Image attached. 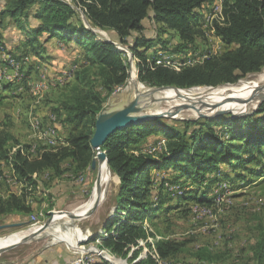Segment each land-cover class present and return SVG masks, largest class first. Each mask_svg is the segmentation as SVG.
<instances>
[{
    "label": "rangeland",
    "instance_id": "rangeland-1",
    "mask_svg": "<svg viewBox=\"0 0 264 264\" xmlns=\"http://www.w3.org/2000/svg\"><path fill=\"white\" fill-rule=\"evenodd\" d=\"M65 1L75 8L77 23L94 33L95 40L116 39L113 30L92 26L83 13L82 6L74 4L72 0ZM5 2L6 0H0V12L4 9ZM219 5L221 0H215L207 12L215 11ZM33 10L34 8L30 13H33ZM202 14L200 26L203 27L204 36L196 37L190 48H183L179 52L174 48L180 42L175 31L158 32V24L151 17L144 19L142 23L144 35L160 39L159 43L146 50L147 57L153 59V56L159 54L160 57L156 58L157 63L162 62L175 68L202 63L209 55L221 54L232 48L211 31L208 17L212 16L205 19L206 12ZM0 21H2L0 46L5 48L4 51L0 47V54L2 57H8L7 59H13L20 67L17 71L8 70L5 63H0V127L9 129L13 135V140L8 144L10 153L18 148L30 158H36L45 150H54L67 144L66 138L71 127L68 124L64 125L51 108L58 107L59 101L69 93H66V90L71 89L68 88L67 83L73 82L75 71L79 69L84 58L82 48L74 41H72L74 44L65 43L67 39L62 35L49 37L43 32L37 37L41 44L34 42L38 53L27 46L26 37L19 50L16 44L19 34L24 36L32 29L31 26L39 21L32 18L27 21L22 20L24 29L10 21L7 15H4ZM2 34L6 35L9 44ZM52 38L58 41L44 45L46 40ZM130 42L131 38L128 39V43ZM121 45L115 43L117 49L123 50L128 78L109 95L97 83L98 91L106 97L103 107L107 105L112 108L122 107L134 99L136 91H148V94L153 93L152 97L150 95L139 97L142 103H146L143 110L148 114L168 113L167 116H159L161 121L183 131V121L205 118L198 116L192 108H182L185 105L196 106L188 100L189 94H196L203 89L208 91L206 93L210 92L209 89H220L212 92L213 95L208 103L215 107L213 111L208 109L207 113L212 114L211 117L218 116L214 114L215 109L230 110L220 115L237 117L233 115L241 114L242 116L252 111L258 103L250 105L248 102L251 98L247 102L239 103L236 101L237 98H244L246 94L237 90L234 92L227 88L221 93V89H224L226 84L213 88L166 87L152 92L150 89L157 86L147 85L139 79L137 67L139 58L133 55L128 46ZM54 57L59 62H53L51 59ZM76 58H80L79 62L72 63ZM263 70L264 67L260 71ZM258 74L259 72L248 74L238 79L236 83L244 79L254 80ZM136 87L139 89H134ZM144 87L145 90L142 89ZM168 89L182 92L184 96L180 98L167 96ZM249 94L250 92L247 93ZM260 96L256 97L257 100ZM201 101L206 103V99L201 98ZM178 108L182 109L177 111ZM222 131L223 128H220L219 132ZM146 136L144 137L148 145L155 141L158 145L149 147L143 137L131 147H134L136 152L148 151L158 157L156 152L160 145L164 144L166 136L163 133ZM227 136L228 132L224 130V137ZM240 155L245 157L243 151ZM93 160L96 162L94 168L91 162L90 166L81 170L75 169L74 164L66 160L62 164L64 171L61 174L48 169L37 175L33 183H27L18 175L9 160L1 162L0 198L13 193L20 195L24 192L32 210L27 214L0 216V225H8L0 229V238L20 233L18 237L12 236V239L7 241V244L17 243L25 239V234L21 235V232L47 222L58 223L57 227H60L59 224L64 221L61 218L65 219L67 216L70 221L62 228L80 236L81 239L77 242V248L64 237L62 228H56L52 233H43L45 235L40 234L43 236L37 235L10 249L0 250V264H41L44 258L49 259L51 263L57 260L56 264H66L77 257H82L83 264H104L100 262L101 258L109 264H132L147 256L152 257L157 241L164 240L182 242L183 245L178 252L165 258L155 256L158 261L152 257L156 264H257V255L264 261V157L257 162L234 167L219 164L214 171L206 174L209 178L217 177L218 181H207L203 184H196L193 178L180 175L178 171L169 168L149 172L152 180L153 209L138 220L148 232V236L139 240L138 245L132 247L125 258L111 253L102 246L101 237L93 239L97 234L104 235L103 222L114 214L115 191L118 183L116 175L108 170L107 182L99 187L102 195L99 203L84 216L78 215L91 206L93 191L99 182L100 168L102 163H105L99 161L96 152ZM235 163L239 164V162ZM8 179L10 182H7ZM161 183L163 188H160ZM202 196L211 198V203L202 205L195 201V198ZM167 207L172 209L166 210ZM134 251L137 257L131 261Z\"/></svg>",
    "mask_w": 264,
    "mask_h": 264
},
{
    "label": "trees",
    "instance_id": "trees-1",
    "mask_svg": "<svg viewBox=\"0 0 264 264\" xmlns=\"http://www.w3.org/2000/svg\"><path fill=\"white\" fill-rule=\"evenodd\" d=\"M72 1L82 6L92 26L113 30L116 39L95 40L94 33L77 23L75 8L65 0H6L0 12V20L7 15L21 29H24L22 20L32 18L39 21L26 33V44L32 47V51L38 53L34 42L38 35L46 32L49 37L62 35L66 41L78 43L84 57L75 71L73 82L67 83L71 88L66 90L69 93L59 101L58 107L51 108L64 125L71 127L66 145L45 150L36 158H30L18 148L10 153L8 144L13 140V135L9 129L0 127V170L1 162L9 160L15 172L27 183H33L37 175L48 169L61 174L64 171L62 164L66 160H70L77 170L90 166L96 152L91 147L90 138L96 116L106 100L98 91L97 83L109 95L128 78L123 50L117 49L115 43L128 46L133 55L139 58V79L150 86L182 89L217 87L236 83L238 79L259 72L264 67V0H221L222 12L212 16L210 29L232 48L221 54L209 55L202 63L175 68L157 63L159 54L153 59L147 57L146 50L159 43L160 39L144 35L142 21L151 17L158 24V32L175 31L180 42L174 48L179 52L183 48H190L196 37L204 36L203 27L200 26L202 13L207 12L215 1ZM33 8V13H30ZM130 38L131 42L128 43ZM0 47L5 51L3 46ZM182 123L183 131L154 117L114 131L102 145L108 167L118 177L116 204L114 214L103 222L104 235L97 234L93 239L101 237L102 246L111 253L125 258L139 240L148 236L138 220L153 209L152 180L148 174L152 170L173 169L180 175L193 178L194 183L203 184L218 181L217 177L209 178L206 174L214 171L219 164L234 167L257 162L264 157V101L255 111L242 116L218 115ZM220 128H223L221 133ZM224 130L228 132L227 137H224ZM152 133L166 136L164 144L156 152L158 157L148 151L136 152L131 147ZM146 137L143 138L145 141ZM146 144L149 143L146 141ZM155 144L156 141L148 146L152 148ZM241 151L245 157L240 155ZM160 188H163L162 183ZM195 199L202 205L211 203L209 197ZM168 208L172 209L167 207L166 210ZM31 210L24 192L0 198V216L27 214ZM182 245V242L173 240L157 241L152 257L158 261L157 257L174 254ZM135 254L136 251L131 261L137 257ZM152 257L147 256L132 264H156ZM100 262L109 264L102 258ZM257 262L264 264L259 255Z\"/></svg>",
    "mask_w": 264,
    "mask_h": 264
},
{
    "label": "water",
    "instance_id": "water-1",
    "mask_svg": "<svg viewBox=\"0 0 264 264\" xmlns=\"http://www.w3.org/2000/svg\"><path fill=\"white\" fill-rule=\"evenodd\" d=\"M108 41H110V40H108ZM226 85H230V84H226ZM166 87H173V86H157V87L151 88L150 90L152 92H156V91H159L161 88L163 89ZM173 88H177V87H173ZM211 88H213V87H211ZM263 92H264V84L261 85V88L259 90L251 92L248 95V97H246V98L238 97L236 101H238L239 103L240 102H247L248 99H250L252 97H258ZM263 101H264V95H261L258 105L249 113H252L253 111H255ZM204 106L205 105H201V104L199 105V107H201V108ZM145 107H146V103H142L138 96H135L132 101L128 102L127 104H125L119 108H112L108 105L102 107V109L99 111V113L96 116L95 123H94V131H93L92 136L90 138L91 147H92V149H94L96 151L97 158L99 159L100 162L105 161L106 165L108 167L106 152L104 150H102L101 147L111 133H113L114 131H116L118 129L124 128L126 126L135 125V124L141 123L145 120H148V119H151L154 117H159V116L161 117V116H167L168 115V113L164 114L165 112H157V113L148 114V113H146V111L143 110ZM205 107L207 109H210L211 111H213V109L215 108L214 106L212 107V105H206ZM182 108H192L197 112V115L200 117H211V115H212V114L210 115V113L201 112L200 111L201 108L194 107V105H185ZM181 109L178 108L177 111H179ZM214 111H216L214 114L220 115V114L227 113L230 110H227V109H218L217 110V109H215ZM240 115L237 114V115H233V116H240ZM95 164H96V162H95V160H93L91 163L92 168L95 167ZM108 169H109V167H108ZM98 203H99V199H97L94 202V204L86 211V213H84L80 216H84L85 214L89 213L93 208H95L97 206ZM47 224H48V222L44 223L38 229V231H36L28 239H31L34 236L41 234V232H43L47 228ZM5 226H8V225H3V226L0 225V229L5 227ZM28 239H23L17 243L4 245V246L0 247V250L2 251V250L10 249V248L18 245L20 242L27 241ZM102 257L104 259L106 258L104 256H102Z\"/></svg>",
    "mask_w": 264,
    "mask_h": 264
},
{
    "label": "bare ground",
    "instance_id": "bare-ground-1",
    "mask_svg": "<svg viewBox=\"0 0 264 264\" xmlns=\"http://www.w3.org/2000/svg\"><path fill=\"white\" fill-rule=\"evenodd\" d=\"M218 7H221V5H219ZM210 20H211V18L212 17H208ZM207 23V22H206ZM162 56V55H161ZM8 57H2V56H0V63H5L6 64V66L7 67H14V68H20L19 67V65H17L15 62H14V60L13 59H7ZM4 71V70H3ZM2 73V72H1ZM20 74V73H19ZM23 76V75H22ZM12 79V78H11ZM264 84V70L263 71H259V74L256 76V78L254 79V80H247V79H244V80H241V81H239L238 83H236V84H230V85H227L224 89H221V93H224L225 91H226V89L227 88H229V89H231L232 91H234V92H236V90L237 91H239L240 93H244V94H246L245 96H244V98H246V97H248V95H247V93H251V92H253V91H256V90H259L260 88H261V85H263ZM134 89H139L138 87H136V88H134ZM142 89H144L145 90V87L144 88H142ZM210 90V92L209 93H206V92H208L206 89H203V90H201V91H199V92H197L196 94H189V95H187L189 98H188V100L189 101H192V103L194 104L195 103V105L196 106H194V107H198V108H201V107H199V105L201 104V105H211V104H208L209 103V101H210V97L213 95L212 94V92L214 93V92H216V91H219L220 89H209ZM166 95L168 96V95H170V96H172V97H177V98H180V97H183L184 96V93H182V92H179V91H175V90H166ZM233 92V93H234ZM232 93V94H233ZM151 94H153V93H150V94H148V91H144V92H139V91H136V95H138V97H141L142 95H145V96H148V95H150L151 96ZM218 94V93H217ZM230 94V93H229ZM228 94V95H229ZM135 95V96H136ZM216 95V94H215ZM263 95H264V93H263ZM155 96V95H154ZM207 96H209V97H207ZM225 96V95H224ZM152 97V96H151ZM201 98H202V100H204V99H206V103L204 104V102H202L201 101ZM222 98V97H221ZM258 98V97H257ZM257 98L256 97H252L251 99H250V101L248 102L250 105H254V104H256L257 102L259 103V101H260V98L257 100ZM208 100V101H207ZM249 100V99H248ZM231 103V102H230ZM258 103H257V105H258ZM205 105V106H206ZM256 105V106H257ZM202 107L201 108V112H203V113H207L208 112V109L206 108V107ZM248 106V105H247ZM249 107V106H248ZM253 107V106H252ZM165 111H167V110H165ZM183 111V110H182ZM183 113V112H182ZM184 114H186V113H184ZM185 116V115H184ZM102 162H105V161H102ZM108 167H107V165H106V162L105 163H102V165H101V168H100V177H99V182H98V185L95 187V189H94V191H93V197H92V200H93V202H92V204H91V206L94 204V202L97 200V199H101V197H102V195L100 194L101 192L99 191V187L101 188L106 182H107V180H108V172L110 171L109 169H107ZM109 170V171H108ZM97 194H98V196H97ZM96 198V199H95ZM90 206V207H91ZM89 207V208H90ZM88 208V209H89ZM88 209H85V210H83V212H81V213H79L78 215H81V214H84V213H86V211L88 210ZM68 216H70V215H68ZM66 218H67V216H66ZM64 219V218H61V220H64V221H62L59 225H60V227H57V224H53V223H51V222H48V224H47V228L43 231V232H41V234H43V233H45V234H47V232L48 233H52V232H54L55 231V229L57 228V229H61L62 228V226H64V224L66 223L67 224V222H69L70 221V219L69 218H67V219ZM42 226V225H41ZM41 226H38V227H33V228H31V229H29V230H26V231H24V232H21V235L23 234H25L24 236V238L25 239H28V238H30L36 231H38V229L41 227ZM63 229V228H62ZM19 234L20 233H14V234H12V235H7V236H5V237H2V238H0V247H2V246H4V245H6L8 242V240L13 236V237H18L19 236ZM45 234H43V235H45ZM40 235V234H39ZM43 235H40V236H43ZM63 235H64V237L69 241V242H71L74 246H76L77 248H78V246H77V242L81 239V237L80 236H76V235H73L72 233H69V231L68 230H64L63 229ZM40 236H38V237H40ZM34 237H36V236H34ZM12 239V238H11Z\"/></svg>",
    "mask_w": 264,
    "mask_h": 264
},
{
    "label": "crops",
    "instance_id": "crops-1",
    "mask_svg": "<svg viewBox=\"0 0 264 264\" xmlns=\"http://www.w3.org/2000/svg\"><path fill=\"white\" fill-rule=\"evenodd\" d=\"M212 1H215V0H212ZM142 23H143V21H142ZM18 25V24H17ZM1 34V33H0ZM3 36H4V34H2ZM6 36V35H5ZM4 36V39L6 40V43L7 44H9V40H8V38L7 37H5ZM24 37H26V33L24 34V36H23V34H19V37H18V39H17V42L18 43H16L19 47H18V49L20 50L21 49V47H22V44H23V42H24ZM62 40V39H61ZM52 41H58V40H56L55 38H52L51 40H46V43L44 44V45H46V44H49L50 42H52ZM37 42H39L40 43V41H39V39H37ZM61 42V41H60ZM65 42V41H64ZM65 43H67V44H74L72 41H66ZM41 44V43H40ZM11 46H12V43H11ZM53 62H55V63H57V62H59L58 60H57V58L56 57H54V58H52L51 59ZM79 60H80V58H76L75 59V61L73 60V62L72 63H74V62H76V63H78L79 62ZM71 64V63H70ZM71 66V65H70ZM45 260H43V261H41V264H56V262H57V260H54V261H52V263L50 262V260L49 259H47V258H44ZM39 264V263H38Z\"/></svg>",
    "mask_w": 264,
    "mask_h": 264
},
{
    "label": "built area",
    "instance_id": "built-area-1",
    "mask_svg": "<svg viewBox=\"0 0 264 264\" xmlns=\"http://www.w3.org/2000/svg\"><path fill=\"white\" fill-rule=\"evenodd\" d=\"M222 4H221V7H216V9H215V11H213V12H206V17H205V19L208 17V16H213L215 13H221L222 12ZM117 45H121V44H119V43H116ZM122 46V45H121ZM0 56H2L1 54H0ZM3 56H5L4 55V52H3ZM167 59H171V58H167ZM6 69V68H5ZM9 69H11V70H14V71H17L18 70V68H14V67H8V70ZM7 182H10V179H8L7 180ZM66 264H83V259H82V257H77V258H75V259H73V260H71V261H69V262H67Z\"/></svg>",
    "mask_w": 264,
    "mask_h": 264
}]
</instances>
